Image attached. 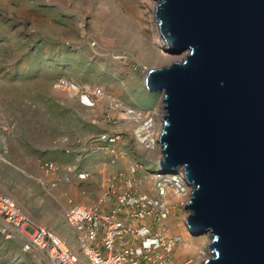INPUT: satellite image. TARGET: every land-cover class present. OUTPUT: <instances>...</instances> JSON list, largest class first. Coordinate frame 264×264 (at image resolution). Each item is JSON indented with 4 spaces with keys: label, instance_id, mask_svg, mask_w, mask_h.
<instances>
[{
    "label": "rangeland",
    "instance_id": "374dc122",
    "mask_svg": "<svg viewBox=\"0 0 264 264\" xmlns=\"http://www.w3.org/2000/svg\"><path fill=\"white\" fill-rule=\"evenodd\" d=\"M153 4L155 0H0V192L40 224L70 228L64 220L69 204L64 195L76 185L56 183V177L38 171L39 162L57 163V156H64L70 163H84L80 168L96 177L86 183L87 193L78 189L76 195L96 204L108 178L99 164L107 155L96 150V139L107 128L120 133L128 148L123 152L124 173L137 160L149 167L158 161L159 156L136 146L130 125L105 122L107 112L115 113L116 105L124 104L158 110L161 127L162 93L149 92L144 75L182 55H164L156 42ZM61 78L89 95L98 88L103 93L86 106L80 91L56 87ZM78 141L84 146L81 154L74 152ZM169 222L174 230L176 219ZM180 226L177 230L185 235ZM205 235L193 236L190 251L184 252L182 243L174 257L186 261L208 248L210 237ZM40 260L42 256L24 252L19 240L0 234V264Z\"/></svg>",
    "mask_w": 264,
    "mask_h": 264
},
{
    "label": "water",
    "instance_id": "95a60500",
    "mask_svg": "<svg viewBox=\"0 0 264 264\" xmlns=\"http://www.w3.org/2000/svg\"><path fill=\"white\" fill-rule=\"evenodd\" d=\"M165 50L148 70L162 93L159 166L183 167L201 264H264V0H155Z\"/></svg>",
    "mask_w": 264,
    "mask_h": 264
},
{
    "label": "built area",
    "instance_id": "2783aa9c",
    "mask_svg": "<svg viewBox=\"0 0 264 264\" xmlns=\"http://www.w3.org/2000/svg\"><path fill=\"white\" fill-rule=\"evenodd\" d=\"M56 87L80 91V100L86 106H93L103 93L98 88L89 95L66 78L59 79ZM115 109V113L107 112L105 122L130 125L136 146L160 158L161 127L156 112L124 104H117ZM121 140L120 133H102L96 139V150L112 154L111 162L115 163L119 154L114 146ZM42 167L46 174H58L59 167L53 161H46ZM183 173V167L164 171L159 160L152 167L137 160L130 165L128 174L111 173L96 204L64 208V220L74 232L72 243L31 218L15 199L0 192V234L19 240L24 252L42 256L41 264H201L205 260L202 258L211 256L208 248L186 261L174 257L184 242V234L177 230L180 224L184 225V219V229L192 235L186 222L189 214L186 207L193 188ZM142 175L144 180L140 179ZM91 176L89 171L78 172L77 179ZM74 180L71 171L59 176L56 183ZM173 218L174 230L169 222Z\"/></svg>",
    "mask_w": 264,
    "mask_h": 264
},
{
    "label": "crops",
    "instance_id": "0c3cea01",
    "mask_svg": "<svg viewBox=\"0 0 264 264\" xmlns=\"http://www.w3.org/2000/svg\"><path fill=\"white\" fill-rule=\"evenodd\" d=\"M142 108H144V107H142ZM107 132L109 134L110 133L111 134L116 133V132H113L112 128H107ZM77 143H79V144H77L78 147L75 149L76 151L74 150V152H78L79 154H81L83 152L82 149H84V146L82 144H80V141H78ZM67 150H70V153L72 151L70 148L67 149ZM114 150L117 153H120L122 155V156H120V158H118L116 160L115 163L111 162L114 157L110 153H105V155H107V156H104L105 163H102V161H101L102 158H100V160H99V164L102 165V168L107 170V177L113 172H123L122 168H125V166H126V158L123 155V152L125 151L124 153H127L129 151H128V148L125 147V143L123 142V139L114 146ZM56 160L58 161L56 164L59 167L58 174H56V175L55 174H46L45 171L43 170V167H42V165H43L42 163L43 162H39V164H38V169L39 170L38 171L44 173L46 176H51L53 178L56 177L57 180H58L59 176L62 177L64 174H67V173L72 171V173L74 175V178H75L73 183L76 186L75 187L71 186V192L64 195V197H66V200L69 203L68 206H71V205H94V204H89V202L86 199H84V198L77 197L76 191L78 189H83L84 191H82V192L84 194L87 193L86 188H87L88 185H86V183H89L91 179H94L96 177L95 174H94L95 172L89 171V172L92 173L91 178H88L86 180H78L77 179L78 172H83V171H87L88 170L85 167L80 168V166L81 165L83 166L84 163L83 164L79 163L78 165L70 163L69 159L64 157V156H57ZM71 162H72V160H71ZM108 162H109V165H108ZM21 172L25 173V171H21ZM73 183H72V185H73ZM104 191H105V189H101V191H99L100 193H98V196H97L98 200H99L100 196L103 194ZM50 229L53 230L56 234H58L59 236H61L63 239H65L68 242L72 241L73 238H74V232L70 228H67V229L65 228L64 229L61 225L53 224Z\"/></svg>",
    "mask_w": 264,
    "mask_h": 264
},
{
    "label": "bare ground",
    "instance_id": "6f19581e",
    "mask_svg": "<svg viewBox=\"0 0 264 264\" xmlns=\"http://www.w3.org/2000/svg\"><path fill=\"white\" fill-rule=\"evenodd\" d=\"M155 7H156V5L155 4H153L152 5V9H153V11L155 10ZM151 9V10H152ZM153 13V12H152ZM111 23V22H110ZM156 33H155V35L157 36V40H156V42L158 43V45L160 46V48L161 49H163V51H165V52H163L164 53V55H167V53H166V50H165V44H164V42H163V40H162V38H161V36H160V34H159V32H158V29H157V24H156ZM132 38H134L133 36H132ZM136 40V39H135ZM135 40H133V41H135ZM132 42V41H131ZM135 43H136V45H139L136 41H135ZM133 44V43H132ZM172 54V53H171ZM158 111V110H157ZM157 111H155V112H157ZM158 119H159V117H158ZM159 121H160V123H161V118L159 119ZM161 158V157H160ZM160 158L158 157V160H160ZM187 222V221H186ZM185 219H184V226H185ZM185 231V230H184ZM186 232V231H185ZM203 235V234H202ZM197 237V236H196ZM205 237H207V234L205 235ZM209 237V236H208ZM195 238V237H193L192 235H190V234H188V232H186L185 233V235H184V242H183V244H184V246H185V250H184V252H187V250L186 249H188V251H190V249L189 248H191V249H193L194 247H195V243H194V241H193V239ZM182 244V245H183ZM209 249V248H208ZM201 249H199V251H200ZM204 259H206V257H204V258H202V261L204 260ZM40 263H41V260H40Z\"/></svg>",
    "mask_w": 264,
    "mask_h": 264
}]
</instances>
